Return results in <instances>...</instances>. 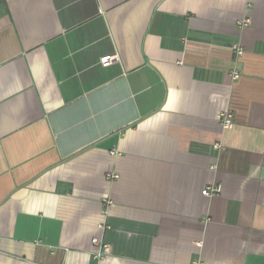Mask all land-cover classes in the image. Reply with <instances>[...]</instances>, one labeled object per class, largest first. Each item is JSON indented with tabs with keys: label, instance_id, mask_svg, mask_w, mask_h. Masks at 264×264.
Returning a JSON list of instances; mask_svg holds the SVG:
<instances>
[{
	"label": "crops",
	"instance_id": "crops-1",
	"mask_svg": "<svg viewBox=\"0 0 264 264\" xmlns=\"http://www.w3.org/2000/svg\"><path fill=\"white\" fill-rule=\"evenodd\" d=\"M199 260L264 264V0H0V264Z\"/></svg>",
	"mask_w": 264,
	"mask_h": 264
},
{
	"label": "built area",
	"instance_id": "built-area-1",
	"mask_svg": "<svg viewBox=\"0 0 264 264\" xmlns=\"http://www.w3.org/2000/svg\"><path fill=\"white\" fill-rule=\"evenodd\" d=\"M249 20H245L240 22L239 24L245 28L249 25ZM234 50L236 51L238 56H242L244 54V52L242 51V49L239 48H234ZM119 56L117 54H113V55H107L104 56L100 59V64L105 68V67H109L117 62H119ZM232 78L233 79H238L239 78V74L234 71L232 73ZM232 118V114L227 112L226 114H224L222 116V125L225 129H230L233 127V119ZM114 154V153H113ZM108 178H117V176L115 175H109ZM222 193V187L221 186H213L210 188H207L206 190L204 189V191L202 192V194L204 196L207 197H216L219 196ZM94 245L97 246L99 248L97 254H96V258H98L99 260H103L105 258H107L111 252H112V248L109 245H105L102 244L99 240L97 241V239H95L93 241ZM194 264H205V262L203 260H199L197 262H195Z\"/></svg>",
	"mask_w": 264,
	"mask_h": 264
}]
</instances>
